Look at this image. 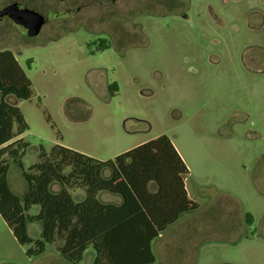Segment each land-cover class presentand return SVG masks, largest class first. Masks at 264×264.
<instances>
[{
  "label": "rangeland",
  "instance_id": "1",
  "mask_svg": "<svg viewBox=\"0 0 264 264\" xmlns=\"http://www.w3.org/2000/svg\"><path fill=\"white\" fill-rule=\"evenodd\" d=\"M16 1L45 18L36 37L0 21V50L14 54L31 83L30 99L8 97L27 124L24 170L39 162V147L105 161L166 135L200 208L156 246L202 235L191 251L196 264H264V0ZM7 180L22 197L26 184L11 161ZM243 213L253 225H243ZM184 221L194 225L188 233ZM39 232L28 224L30 238ZM58 244L28 258L0 218V264H69ZM152 252L155 264H172ZM92 260L88 250L78 264Z\"/></svg>",
  "mask_w": 264,
  "mask_h": 264
},
{
  "label": "trees",
  "instance_id": "2",
  "mask_svg": "<svg viewBox=\"0 0 264 264\" xmlns=\"http://www.w3.org/2000/svg\"><path fill=\"white\" fill-rule=\"evenodd\" d=\"M31 95V83L14 54L0 50V218L26 247L25 255L36 258L58 242L57 251L69 264H78L88 250L94 255L91 264H153L152 242L198 209L188 198V169L171 140L161 135L105 161L60 145L48 154L39 147V162L24 170L21 158L28 144L13 139L27 124L8 97L26 101ZM10 161L26 184L22 197L8 184ZM53 184L57 192L50 190ZM71 189H82L83 198L75 200ZM101 192L118 196L120 203L99 201ZM32 206L39 208L35 215L28 214ZM33 222L40 227L38 239L27 233Z\"/></svg>",
  "mask_w": 264,
  "mask_h": 264
},
{
  "label": "crops",
  "instance_id": "3",
  "mask_svg": "<svg viewBox=\"0 0 264 264\" xmlns=\"http://www.w3.org/2000/svg\"><path fill=\"white\" fill-rule=\"evenodd\" d=\"M22 136V135H21ZM21 136H19V137H17V138H15V139H13V141L14 140H16V139H18V138H21ZM126 151V150H125ZM90 157V156H89ZM97 160V159H96ZM100 161V160H99ZM186 179V178H185ZM185 181V180H184ZM56 187H57V190H54V192H57L58 190H59V187L56 185ZM184 187H185V185H184ZM81 190V192H82V196L80 197V198H78V200H81L82 198H83V191H82V189H80ZM185 190H186V188H185ZM187 192V191H186ZM71 194H72V192H71ZM99 194H101L100 196H101V200H99L98 198V200L99 201H101V202H103V203H109V204H115V205H117V204H119L120 203V199H119V197L118 196H116V195H112V194H109V193H104V192H101V193H99ZM98 194V195H99ZM98 195H97V197H98ZM188 195V194H187ZM73 196V195H72ZM188 198L190 199V200H192V201H194V202H196L195 200H193V199H191L190 197H189V195H188ZM197 203V202H196ZM198 204V203H197ZM199 208H200V206H199V204H198V209L196 210V211H198L199 210ZM196 211H194V212H196ZM194 212H191V213H189V214H192V213H194ZM185 215H187V214H185ZM184 216V215H183ZM183 216H181V217H183ZM246 218H248L249 220H248V223H247V220H245L244 218L245 217ZM180 217V218H181ZM179 218V219H180ZM178 219V220H179ZM177 220V221H178ZM241 220L243 221L242 223H243V225H247V226H251V225H253V218H252V216L249 214V213H243L242 214V216H241ZM177 221L173 224V225H171V226H169L164 232H162L153 242H152V244H151V250H152V247L155 249L156 248V250H157V252H158V255L160 256V260H163V262H161V263H169V262H171L172 264H196L195 262H193V258L191 259V251L192 250H194V249H196L197 248V246L198 245H200V241L202 240V239H200V238H202L203 236L202 235H200V236H195V238L194 237H192L191 236V240H189L188 242L185 240V241H182L180 238H179V236H174L171 240H168L166 243H165V245H163V247L161 248V247H157L156 246V243L158 242V240L161 238V237H163V234L170 228V227H172V226H174L176 223H177ZM246 221V222H245ZM185 223H184V226L186 227L187 226V228L185 229V231L188 233V231L190 232L191 230H192V227L194 226L193 224H189L187 221H184ZM190 234V233H189ZM153 253V252H152ZM176 253V256H175V258H174V254ZM93 254V253H92ZM154 255V254H153ZM94 256V255H93ZM155 257V256H154ZM155 261H156V258H155ZM155 261H154V263L153 264H155ZM160 263V262H159ZM159 263H157V264H159ZM170 264V263H169Z\"/></svg>",
  "mask_w": 264,
  "mask_h": 264
},
{
  "label": "water",
  "instance_id": "4",
  "mask_svg": "<svg viewBox=\"0 0 264 264\" xmlns=\"http://www.w3.org/2000/svg\"><path fill=\"white\" fill-rule=\"evenodd\" d=\"M6 16L16 26L25 30L28 37H36L45 24L42 14L29 8H19L16 3H11L0 9V18Z\"/></svg>",
  "mask_w": 264,
  "mask_h": 264
},
{
  "label": "flooded vegetation",
  "instance_id": "5",
  "mask_svg": "<svg viewBox=\"0 0 264 264\" xmlns=\"http://www.w3.org/2000/svg\"><path fill=\"white\" fill-rule=\"evenodd\" d=\"M11 3H16V4L19 6V8H28V7H26L25 5L20 4V3L17 2L16 0H7V3L4 5V7L7 6V5H9V4H11ZM2 8H3V7H2ZM3 19L9 20L8 17L3 16L2 18H0V21L3 20ZM19 27H20V26H19ZM24 31H25V30H24Z\"/></svg>",
  "mask_w": 264,
  "mask_h": 264
}]
</instances>
